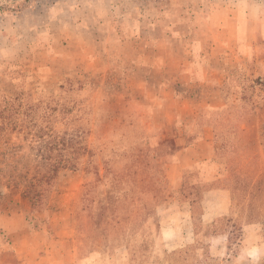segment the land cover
I'll use <instances>...</instances> for the list:
<instances>
[{
  "label": "rangeland",
  "instance_id": "1",
  "mask_svg": "<svg viewBox=\"0 0 264 264\" xmlns=\"http://www.w3.org/2000/svg\"><path fill=\"white\" fill-rule=\"evenodd\" d=\"M202 51L225 63L214 75L227 79L228 97L222 136L212 140L210 158L217 161L192 173V180L206 181L199 195L188 190L183 200L172 191L157 214L132 213L107 237L83 235L75 209L94 176L84 167L102 168L98 107L129 106L147 129L173 137L189 123L174 114L175 98L190 95L174 62H202ZM153 63L172 70L149 71ZM257 77L264 82V0H0V264H264V85L250 98L254 125L227 114L241 102L237 90ZM68 79L74 112L63 113L54 101V109L47 107ZM78 129L87 143L76 140ZM254 129L250 166L234 159L232 132L241 137ZM88 142L91 154L82 146ZM210 188L231 192L228 214L202 217L204 204L224 202L213 192L202 205Z\"/></svg>",
  "mask_w": 264,
  "mask_h": 264
},
{
  "label": "trees",
  "instance_id": "2",
  "mask_svg": "<svg viewBox=\"0 0 264 264\" xmlns=\"http://www.w3.org/2000/svg\"><path fill=\"white\" fill-rule=\"evenodd\" d=\"M77 83L83 84L81 81ZM226 84L227 79L224 78L220 86L219 102L214 103V105L196 108L192 115L194 132L191 136L185 138L178 133L170 137L167 133L162 132L160 134L147 129L146 124L139 115H135V117L131 115L135 112V109L129 106L126 110L121 108L114 109V107L111 109L110 104L109 106L98 107L96 115L99 121H96L95 124L98 127L97 138L104 144L100 150L102 168L99 166H93V168L84 167L87 172L93 173L94 176L83 187L81 196L76 204L74 220L80 233H96L107 237L105 234L108 231L114 233L121 228L124 222L130 220L132 213L137 216L142 212H144V214L142 213L143 215L157 214L159 205L168 201L172 191L177 192L180 195L177 196L182 199L184 192L188 190L194 196L199 195V188L206 181L202 182L198 178L195 181L192 180V173H196L197 168L207 166L210 162L217 160L208 158L198 161L193 166L185 169L174 170L172 166L176 162L177 152L184 144V141L187 144L193 143L205 133L208 127L211 129L212 139L217 135L222 136L219 129L223 126V108L225 103L227 104L228 93L226 92ZM259 84L264 85V82L261 81L260 77H257L249 86L237 90V93L241 96V102L231 104L227 113L232 116V121L236 122V124L254 125L247 117L256 114L254 109L256 105L251 103L250 98L256 91V85ZM73 88H75L74 81L70 79L65 82L62 81L60 83V92L62 91V93L48 98L45 104L47 107L54 109L52 104L54 101L61 105L60 111L63 113L74 112V109L68 111L70 102L67 101L68 96L66 95L67 90H73ZM21 92L17 91L15 95L18 97ZM247 95H250L248 101H246ZM74 104H77L76 98L73 100ZM115 115L118 116L119 122L114 121ZM237 126L235 125L234 127ZM138 127L142 129L139 134L137 133ZM238 129L241 134L245 130L243 127ZM78 131L80 132L79 129ZM258 132V130L254 129L248 134L241 135V137H238L236 131L232 132L235 139L232 149L235 156L234 159L240 158L246 165L251 166L254 164L253 159L257 152ZM76 135L78 136L76 139L78 142L87 143L86 137L82 132ZM152 139L156 140V146L150 143ZM73 140V138H70L66 141V149L70 147ZM82 146L84 150H87L86 153L91 154L92 148L89 142L87 146L84 144ZM67 168L72 170L79 169L75 163L68 164ZM56 170L55 168L54 171ZM175 172L178 173V187L170 179ZM214 177V175H209L206 180L211 181ZM211 189L213 188L208 190ZM232 193L234 195L233 188ZM194 202L193 199L189 201L191 211H194ZM231 205L232 197L230 200ZM85 242L83 240L82 243Z\"/></svg>",
  "mask_w": 264,
  "mask_h": 264
},
{
  "label": "crops",
  "instance_id": "3",
  "mask_svg": "<svg viewBox=\"0 0 264 264\" xmlns=\"http://www.w3.org/2000/svg\"><path fill=\"white\" fill-rule=\"evenodd\" d=\"M204 42L203 39L199 41V43L202 46V43ZM222 45H225L223 43ZM229 47V46H227ZM208 54V53H207ZM204 61L202 62H195L194 59L192 60H183L174 62V71H177L180 73L179 83L180 86H182L183 90H189L190 95L188 96V92L182 93L181 95H177L178 97L175 98L176 101V112L174 114L178 115V119L182 121H188L187 127H183L182 132L178 131V134L185 138L189 137L194 132V124H193V113L194 110L199 106H208V105H214V103L219 102V92H220V86L222 84L223 78H216L214 74L224 72V64L221 63L218 60V57H216V60H210L209 58L206 59L205 55L206 53L202 51L201 53ZM216 56V55H214ZM152 65V66H151ZM164 68H156L158 66L157 63L150 64L149 71L156 72L158 70L170 72V66L168 64H163ZM151 67H153L151 69ZM210 74V76H209ZM223 76V75H222ZM213 89L215 91H213ZM176 95V94H175ZM189 98H188V97ZM194 108V109H193ZM193 109V110H192ZM186 110V114H182L183 111ZM190 110V111H189ZM192 110V112H191ZM189 111V112H187ZM191 112V113H190ZM190 115H189V114ZM182 114V115H181ZM185 117V115H187ZM172 122V121H171ZM212 132L211 129L208 127L206 128L205 133L196 139L193 143L187 144L185 141L182 147L179 149L176 155V162L172 166L174 170L177 169H185L193 166L196 162L205 160L210 158L211 150H212ZM171 181L178 187L179 180H178V173L175 172L171 176ZM214 189L208 190L204 193L202 197V205L205 203V199L207 198V195H210L214 192ZM215 193V192H214ZM220 194L222 199L221 201H224L222 203L216 202L215 207H207L203 205V213L202 217L207 218L212 216V218L226 215L230 211V200H231V192L227 189H222L220 192H216L215 194ZM217 194V195H218ZM206 196V197H205Z\"/></svg>",
  "mask_w": 264,
  "mask_h": 264
}]
</instances>
